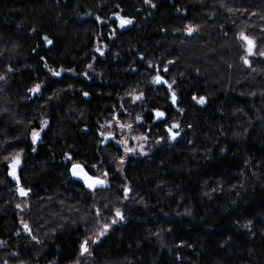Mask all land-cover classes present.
<instances>
[{"label": "trees", "instance_id": "16d2710c", "mask_svg": "<svg viewBox=\"0 0 264 264\" xmlns=\"http://www.w3.org/2000/svg\"><path fill=\"white\" fill-rule=\"evenodd\" d=\"M260 53L264 0H0V263L264 264ZM165 68L176 104L153 82ZM136 118L150 152L117 171L103 128ZM17 153L24 198L8 175ZM73 163L109 186L88 191Z\"/></svg>", "mask_w": 264, "mask_h": 264}, {"label": "snow or ice", "instance_id": "6c2138e0", "mask_svg": "<svg viewBox=\"0 0 264 264\" xmlns=\"http://www.w3.org/2000/svg\"><path fill=\"white\" fill-rule=\"evenodd\" d=\"M153 6H154V5H153ZM229 11H231V9H229ZM130 23H132L131 20H123V19H122V20H121V25H120V26H121V27H124L125 24H130ZM194 31H196V29H194V28H192L191 26H189V28H188V33H189V35H190L192 32H194ZM239 39H240L241 41L246 42V44H247V46H248V47H247V51H248L249 54H255V53H253V48L255 47V42H254L253 39H251L249 36H247L244 32H241V33L239 34ZM44 40H45L49 45L52 44V41L49 40L47 37H44ZM97 50L99 51V49H97ZM101 54H103V53H101ZM260 55H261V56H264V53H260ZM244 62H245L246 64H248L249 67H251L250 62H249L247 59H245ZM170 63H171V62H170ZM150 66H151V65H150ZM89 67H91V65H89ZM164 71L167 72L168 69L165 68ZM53 75L59 76L60 73H59V72H55V71H53ZM0 79H4V77L0 76ZM153 82L156 83V84H166L167 87H168L169 89H171V87H172V85L169 84L168 81L165 80V79H164L163 77H161L160 75H157V76L154 78V81H153ZM173 83H174V81H173ZM40 88H41V85L37 84L33 89H30V91H32V92L35 94V93H37V92L40 91ZM84 95L87 96L88 94H87V93H84ZM141 96H142V94H141V95H136V96H134V101H135V100H140V99H141ZM171 99H172V103H173V104H176V102H177V97H176L175 92L172 93ZM193 99H196V98L193 97ZM199 102H200V103H204V102H205V101H204V98H200ZM164 116H165V113H163V112H159V111L156 112V117H157V118H163ZM42 124L44 125V127H46V126H47V121H43ZM121 127H123V125H122ZM127 127H128L129 129H131V128H132V125L129 124V125H127ZM174 127L178 128V127H179V124L174 125ZM43 130H44V128L41 127V128H40V131H35V130L32 131V133H31V141H32L33 144H35V143L40 139V132H43ZM169 131L171 132V129H169ZM175 136H176V134L174 133V134L172 135V138L175 139ZM113 138H114V137H113ZM134 139H135V138H134ZM140 139H147V137H141ZM118 142H119V143H126L125 141H118ZM32 150L35 151V148H33ZM134 151H135V150L132 149V148H126V152H134ZM21 157H22V153H17V154H15L14 156H12V158H11V160H10V163L8 164V166H9L10 169H11V171L9 172V175H11V176H12L14 179H16L17 181H19V178H18V176H17V169H18L19 165L21 164ZM67 159H68L69 161H71V160H72V157L69 155V156L67 157ZM5 160H8V158L6 157ZM120 163H121V164L124 163L123 159L120 160ZM91 167H92V168H97L98 166H97V165H92ZM71 172H72V175H73V176L82 179V180L84 181V183L86 184V186H87L89 189H93V190H94L97 186H100V187H106V186H107L106 179H102V178H100V177H94V176L89 175V174H88V171L85 170V167H84V165H82V164H79V163H73V164H72V167H71ZM107 176H108V173H107V172H104V173H103V177L106 178ZM19 193H20V195H22V196H27V195H28V192H27L23 187L19 188ZM125 194H127V190H126V193H125ZM17 207H20V206L17 205ZM116 216L119 217L121 220L124 219V217H123V215H122V213L120 212L119 209L116 210ZM116 222H117L116 220H113V221H112L113 224L116 223ZM108 227H109V225H107V224L104 225V226H103V229L97 233V238L92 240V243H97V241H98V237H99V236H103V235L105 234V232L107 231ZM25 228L28 229V225H27V224H25ZM29 231H30V229H29ZM88 252H89V248H88V240H84V241L81 243V254L83 255L84 253H88Z\"/></svg>", "mask_w": 264, "mask_h": 264}, {"label": "rangeland", "instance_id": "374dc122", "mask_svg": "<svg viewBox=\"0 0 264 264\" xmlns=\"http://www.w3.org/2000/svg\"><path fill=\"white\" fill-rule=\"evenodd\" d=\"M121 20H119V26L121 25ZM132 24H133V22L130 23L128 26H131ZM125 26H127V25L125 24ZM121 29H122V27H121ZM193 33L194 32H192L190 35L188 33V36L191 37V35ZM109 35H110L111 38H113L114 35H115V30L113 29L112 33L109 34ZM245 45H246V52L248 54V58H251V57L255 56V54H249L248 53V51H247V47L248 46H247V44H245ZM97 47H98V49H100V51H102V50L103 51H106L108 49V47H107L106 44L100 43V42L98 43ZM253 53H255L254 48H253ZM103 55H104V53H103ZM167 72H165V71L164 72H161L160 70H158V72L156 73V76L157 75H160L161 77H163L166 80V78H165L166 75L165 74ZM62 74L63 73L60 72V75L59 76H61ZM54 76H56V75H54ZM59 76H56V77H59ZM167 81H168L169 84H171L170 83L171 81L169 79H167ZM170 92H171V94L173 92H175V94H176V91H174V86L173 85H172V87L170 89ZM176 97L178 98L177 94H176ZM199 100L200 99H197L196 102L199 103V104H201V105L205 104V102L204 103H200ZM136 101L137 100H135L134 102H136ZM139 120H140L139 118H136L134 121H132L131 119H127L126 121H123V122H120V123H114V122H112V123L106 124L104 126V128H103V133H104L105 139L108 142H112L113 144H115L118 147L122 148V150H123L122 157L119 159V161L117 163V166H116L117 167V171H122L123 170V167L125 166V162L127 161L128 158H130V157H144L147 154H149V152H150L149 151L150 150V145H149L148 138L147 139H140L141 137H147V136L142 133V131L139 129V127H137V124L136 123L139 122ZM129 124L132 125V128L131 129H129L127 127V125H129ZM122 125H123V127H121ZM42 127L45 129L47 126L44 127V125H42ZM177 129H179V127L176 128V127L173 126L172 127V130H171V135L174 134V132H175L174 130L177 131ZM178 131L179 132L178 133L176 132V134H181L180 130H178ZM42 133L43 132H40V135H42ZM118 141H125L126 143H119ZM126 148H132L135 151L134 152H126ZM121 159H123V161H124L123 164L120 163V160ZM98 177H100L102 179H106L107 186H109V180H110V177L109 176H107L105 178V177H103V174H102V175H100ZM22 206H23V209H25L27 207V204H23ZM114 220L117 221L116 223H120L122 221L117 216L114 217ZM106 224L109 225V227L112 226V224L110 222L101 225V227L92 236H90L87 239L88 240L89 252L88 253H85L84 258H90V257H92V252H93V249L95 248V245L98 244L101 241V239L107 234V231H106L103 236H99L98 237L97 243H92V240L97 238V233L99 231H101L103 229V226L106 225ZM4 245L5 244L2 241H0V249L3 248V247H5ZM0 264H19V263H11L9 261H6V262L0 263Z\"/></svg>", "mask_w": 264, "mask_h": 264}, {"label": "water", "instance_id": "95a60500", "mask_svg": "<svg viewBox=\"0 0 264 264\" xmlns=\"http://www.w3.org/2000/svg\"><path fill=\"white\" fill-rule=\"evenodd\" d=\"M158 119H161V118H158ZM22 167H23V160H22V158H21V164L19 165V167H18V169H17V176H18V178H19V181H17L16 179H14L11 175H9V172L11 171V169H10V167L8 166V168H9V170H8V175H9V178L12 180V182L14 183V184H16V186H17V192H18V195H19V197H21V198H24V197H26V196H22V195H20V193H19V188H21V187H23L22 186V184H21V180H20V172H21V169H22ZM71 174H72V172H71ZM89 174V173H88ZM90 175V174H89ZM73 176V175H72ZM73 178L75 179V180H77V181H79L81 184H83L84 186H85V188L88 190V191H94V190H96L99 186H97L94 190L93 189H89L87 186H86V184L84 183V181L82 180V179H80V178H78V177H75V176H73ZM24 188V187H23ZM25 189V188H24ZM26 190V189H25ZM27 192H28V194L30 193V191L29 190H26Z\"/></svg>", "mask_w": 264, "mask_h": 264}, {"label": "bare ground", "instance_id": "6f19581e", "mask_svg": "<svg viewBox=\"0 0 264 264\" xmlns=\"http://www.w3.org/2000/svg\"><path fill=\"white\" fill-rule=\"evenodd\" d=\"M244 42V41H243ZM166 85V84H165ZM160 86V85H159Z\"/></svg>", "mask_w": 264, "mask_h": 264}]
</instances>
